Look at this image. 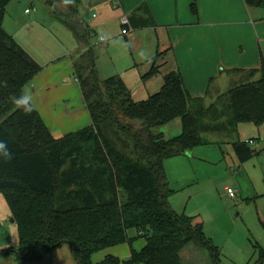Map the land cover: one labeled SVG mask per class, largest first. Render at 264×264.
<instances>
[{
    "label": "trees",
    "instance_id": "16d2710c",
    "mask_svg": "<svg viewBox=\"0 0 264 264\" xmlns=\"http://www.w3.org/2000/svg\"><path fill=\"white\" fill-rule=\"evenodd\" d=\"M11 1L0 0V139L8 142L15 158L0 162V193L18 224L19 245L0 255L12 253L23 264L67 243L78 264H184L181 253L193 243L209 250L213 264H221L220 248L203 224L171 205L165 161L208 144L203 132L235 131L242 123L264 125V64L258 80L231 86L208 107L203 98L189 95L179 70L165 75L159 92L136 101L120 76H99L97 55L89 45L92 32L80 30L73 13L64 15L86 48L74 68L92 124L55 139L37 110L26 115L8 100L42 69L4 28ZM42 1L61 14L63 0ZM245 2L264 8V0ZM129 20L135 28L156 26L147 5ZM157 72L153 67L144 78ZM177 118L182 132L165 137L160 129ZM233 146L241 162L256 152L245 141ZM130 229L145 240L140 250L132 248L126 260L107 255L93 262L96 252L123 243L132 246ZM263 262L260 248V259L253 264Z\"/></svg>",
    "mask_w": 264,
    "mask_h": 264
},
{
    "label": "crops",
    "instance_id": "0c3cea01",
    "mask_svg": "<svg viewBox=\"0 0 264 264\" xmlns=\"http://www.w3.org/2000/svg\"><path fill=\"white\" fill-rule=\"evenodd\" d=\"M36 1L66 28L67 40L60 42L46 26L21 18L14 0L8 4L4 27L42 66L27 87L55 139L92 124L74 68L75 60L86 48L66 24L64 15L73 13L80 30L92 32L89 45L97 55L99 76H120L136 101L159 92L165 75L176 70L182 73L189 95L203 98L207 107L215 102V98H209L212 85L215 84L218 99L231 86L261 77L264 8L248 6L245 0H74L72 7L58 5L62 14L59 16L46 1L32 0ZM143 5L149 8L156 26L124 27L122 19L129 18ZM28 9H24L25 16L32 13L26 12ZM139 13L147 18L142 11ZM153 67L158 72L144 78ZM253 69L257 70L254 75L250 73ZM165 128L168 138L180 134L181 118ZM129 236L135 238L132 246L123 243L96 252L93 262L98 263L107 255L126 260L132 248L140 250L145 245L143 238H137L135 229L129 230ZM0 264L19 262L16 255L5 253L0 255ZM23 264L78 262L72 247L64 243L43 258Z\"/></svg>",
    "mask_w": 264,
    "mask_h": 264
},
{
    "label": "rangeland",
    "instance_id": "374dc122",
    "mask_svg": "<svg viewBox=\"0 0 264 264\" xmlns=\"http://www.w3.org/2000/svg\"><path fill=\"white\" fill-rule=\"evenodd\" d=\"M14 1L21 18L46 26L60 42L67 40L66 28L44 6L32 0ZM27 7L32 13L25 16ZM10 19L8 16L7 21ZM214 89L215 84L211 86L209 98L216 101ZM165 127L160 129L164 135ZM202 135L208 144L197 145L190 154L165 161L173 190L170 203L178 213L203 224L206 235L220 248L221 264H253L260 259V248L264 249V125L242 123L235 131L226 129ZM250 139L256 142L251 146L256 152L241 162L233 144ZM229 187L236 189L235 198L228 194ZM18 245V224L5 195L0 193V250ZM181 255L184 264H213L209 250L193 243Z\"/></svg>",
    "mask_w": 264,
    "mask_h": 264
},
{
    "label": "clouds",
    "instance_id": "9594fccd",
    "mask_svg": "<svg viewBox=\"0 0 264 264\" xmlns=\"http://www.w3.org/2000/svg\"><path fill=\"white\" fill-rule=\"evenodd\" d=\"M65 5L74 3V0H63ZM10 103H12L15 108L21 110L24 114H31L33 111L37 110L35 103V98L32 91L27 87L23 86L21 88L20 94H12L8 97ZM15 158V154L9 148L8 142L0 139V162H10Z\"/></svg>",
    "mask_w": 264,
    "mask_h": 264
},
{
    "label": "built area",
    "instance_id": "2783aa9c",
    "mask_svg": "<svg viewBox=\"0 0 264 264\" xmlns=\"http://www.w3.org/2000/svg\"><path fill=\"white\" fill-rule=\"evenodd\" d=\"M30 10L28 9L26 12H29ZM122 24L124 25V27H126L127 25L130 24V21H129V18L127 16H125L123 19H122ZM128 32L127 28H125L123 30V33L126 34ZM245 142L247 144H249L250 146L252 145H255L256 142L253 140V139H250V140H245ZM227 191H228V194L230 195V197L232 198H235L237 196V191L236 189L232 188V187H229L227 188Z\"/></svg>",
    "mask_w": 264,
    "mask_h": 264
},
{
    "label": "water",
    "instance_id": "95a60500",
    "mask_svg": "<svg viewBox=\"0 0 264 264\" xmlns=\"http://www.w3.org/2000/svg\"><path fill=\"white\" fill-rule=\"evenodd\" d=\"M186 154H190V151H188Z\"/></svg>",
    "mask_w": 264,
    "mask_h": 264
}]
</instances>
